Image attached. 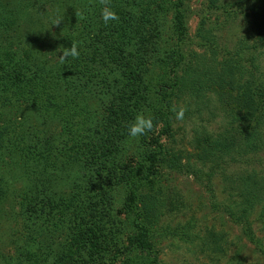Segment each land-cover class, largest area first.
<instances>
[{
    "label": "rangeland",
    "instance_id": "rangeland-1",
    "mask_svg": "<svg viewBox=\"0 0 264 264\" xmlns=\"http://www.w3.org/2000/svg\"><path fill=\"white\" fill-rule=\"evenodd\" d=\"M176 1L168 0L170 10L159 19L157 3L131 0L133 7L128 32L122 34L125 51L119 55L124 62L120 59L118 70L137 68L138 84L144 87L143 90L147 89L146 94L136 96L135 115H148L146 108L158 95L157 83L162 68L159 69V59L146 56L151 53L152 41L162 43L168 39L171 44L176 42L171 34ZM50 2L26 0L24 6L21 0L20 7L46 10ZM84 2L86 7V0ZM11 5L15 7L13 2ZM185 13L188 49L201 57L206 55L207 48L198 44L200 25L202 19H206V27L214 30L212 34H216L222 48L235 52L248 45L250 50L243 54V63L248 65L255 61L264 71V42H255L260 36L257 28L264 21V0H190ZM99 22L104 25L101 19ZM139 25L138 30L133 29ZM147 25H155L157 29L143 40ZM105 27L111 29L110 24ZM26 28L31 35L33 47L30 50H49L50 41L37 30L39 24ZM23 29L26 35L25 26ZM145 45L149 48H143ZM94 48L90 43L89 51H95ZM131 52L133 56L128 54ZM222 58L219 55L218 59ZM42 59L45 63L43 72H47V76L52 78L63 73L64 65L58 58L44 55ZM112 70L108 71L105 80L92 86L81 80L86 85L81 104L92 118L84 122L82 133L78 130L82 112L65 109V120L62 121L54 115L55 102L49 101V109L42 114L34 110L23 115L18 113L17 119L21 123L26 122L35 132L39 131L40 140L36 142L34 152L37 161L28 163L18 157L16 162H10L7 173H1L4 178L0 182V264H24L21 250L34 252L32 256H38L44 264H77L68 257L70 250H74V240L84 249L85 257L80 258L79 264H134L139 260L140 254L129 239L132 228L123 210L126 188L119 178L124 166L136 164L142 150L139 137L130 138L127 132L107 139L105 126L112 118L106 107L114 93L121 89V78H114ZM225 95L226 92L213 88L199 96L186 95L185 101L180 103L183 119H175L171 137L164 135L162 140L167 150L183 164L203 167L197 162L198 150L194 143L197 132L207 128L218 135L230 129L225 117L230 109L219 103ZM86 139L90 140L89 148L92 147L89 151L101 148L107 156L92 163L78 161L80 152L87 147ZM207 168L203 167V170L207 171ZM254 169L261 170L260 176L264 178V165L246 167L238 164L232 171L238 174ZM213 183L214 194L191 172L180 173L161 166L147 184L149 191L157 193L161 202L162 217L152 228L159 264H264V256L242 236L240 226L225 213L224 205L233 204L234 199L229 197L222 176L217 175ZM252 220L257 236L264 242V220L260 219L258 211ZM168 228H185L192 240L167 236ZM34 257L30 256L32 264Z\"/></svg>",
    "mask_w": 264,
    "mask_h": 264
},
{
    "label": "trees",
    "instance_id": "trees-1",
    "mask_svg": "<svg viewBox=\"0 0 264 264\" xmlns=\"http://www.w3.org/2000/svg\"><path fill=\"white\" fill-rule=\"evenodd\" d=\"M50 1L46 10L34 11L30 7L21 9V0H0V182L4 178L1 173H7L10 162H16V158L28 163L37 161L34 152L36 142L40 140L39 131L35 132L26 122L21 123L17 119L18 113L23 115L34 110L42 114L47 111L49 101L55 102L54 115L62 121L65 120V109L82 112L83 118L78 124V130L82 133L84 122L90 118L88 110L81 104L86 91L84 83L90 86L97 84L113 69L114 78H121V89L114 93L106 107L112 118L105 126L108 139L127 132V125L136 113L133 107L136 96L147 91L138 84L140 77L137 68L118 70L121 60L124 62V58L119 55L125 51L122 34L128 32L133 7L131 0H108L119 16L118 21L109 23L111 29L99 22L105 0H86V7L84 0ZM150 1L157 3L159 19L164 18L170 10L168 0ZM189 1L177 0L173 6L171 34L176 42L171 44L167 39L166 42L152 41L150 44L151 53L146 57L159 59L160 65H157L159 69L162 68L157 83L158 95L146 108L148 115L153 118V130L139 137L142 153L134 166L123 167L119 178L126 188L123 210L132 228L130 243L140 254L134 264H159V251L152 228L162 217L161 202L159 195L149 191L147 184L151 183L161 166L175 172H191L212 194L215 192L213 181L217 175H221L229 197L234 199L233 204L224 205L225 213L240 226L242 236L264 256V242L257 236L252 220L257 211L260 219L264 220V178L260 176L261 170L238 174L232 171L233 166L238 164L246 167L264 165V71L255 61L248 65L243 63V54L250 50L248 45L235 52L222 48L216 34H212L214 30L206 27V19H202L198 35L199 46L207 48L206 55L201 57L188 49L189 30L185 7ZM22 2L25 6L26 0ZM57 14L64 19L59 25L50 26ZM28 24H39L37 30L45 36L46 41H50L47 46L49 50L29 49L33 46L30 43V31L27 32L26 28ZM140 27L133 29L138 30ZM145 29L143 40L148 39L146 35H152L157 27L147 25ZM257 31L260 36L255 42L261 44L264 42V21L259 24ZM70 39L79 41L80 57L76 60L69 58L63 64V73L58 76H47V72H43L45 63L42 57L50 55L58 58L62 47H71ZM90 43L95 46V51H89ZM144 47L149 48L147 45ZM219 55L223 56L221 60L218 59ZM213 88L226 92L219 103L230 109L225 116L230 129L218 135L207 128L196 133L194 143L198 150L197 162L208 167L204 171L203 167L183 164L179 157L167 150L162 139L164 135L171 137L176 114L182 109L180 103L185 101V96H199ZM74 133H77L76 129ZM86 141L87 147L80 152L78 161L92 163L107 156L101 148L89 151L92 148H89L90 140ZM82 223L85 221L82 220ZM184 229L168 228L165 235L191 241L190 233ZM72 246L74 250H70L69 260L79 264L80 258L85 257L84 249L75 240ZM20 252L21 258H25L24 264H32L29 260L30 256L34 257V252ZM31 261L44 264V260L38 256Z\"/></svg>",
    "mask_w": 264,
    "mask_h": 264
},
{
    "label": "clouds",
    "instance_id": "clouds-1",
    "mask_svg": "<svg viewBox=\"0 0 264 264\" xmlns=\"http://www.w3.org/2000/svg\"><path fill=\"white\" fill-rule=\"evenodd\" d=\"M64 19L63 16L57 14L50 23L52 25H59L60 22ZM100 19L103 21L104 25H108L110 22H116L119 20V16L115 9L110 6L108 0H105L104 6L100 11ZM71 47H62L60 51V55L58 56V61L61 64H66V62L71 58L72 60H76L81 55V45L78 40L70 39ZM184 110L181 109L177 112L176 118L183 119ZM153 130V118L150 115H146L144 113H137L132 120L129 121L127 125V135L130 138H138L143 137L147 133Z\"/></svg>",
    "mask_w": 264,
    "mask_h": 264
}]
</instances>
